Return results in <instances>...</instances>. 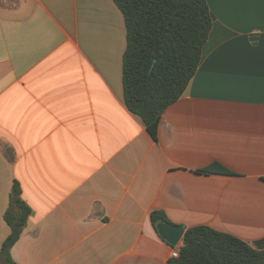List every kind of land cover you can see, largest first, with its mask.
Masks as SVG:
<instances>
[{
    "label": "crops",
    "instance_id": "crops-1",
    "mask_svg": "<svg viewBox=\"0 0 264 264\" xmlns=\"http://www.w3.org/2000/svg\"><path fill=\"white\" fill-rule=\"evenodd\" d=\"M207 2L202 61L155 139L125 103L114 0H0V250L15 181L33 210L17 264H171L182 241L155 210L264 238V0Z\"/></svg>",
    "mask_w": 264,
    "mask_h": 264
},
{
    "label": "trees",
    "instance_id": "trees-1",
    "mask_svg": "<svg viewBox=\"0 0 264 264\" xmlns=\"http://www.w3.org/2000/svg\"><path fill=\"white\" fill-rule=\"evenodd\" d=\"M127 28L124 54V99L157 139L166 108L177 101L201 61L213 24L207 0H114ZM204 172H230L219 163ZM33 210L15 181L5 220L10 233L0 250V264H17L11 254ZM155 227L170 219L162 210L151 213ZM178 257L171 264H264V238L254 243L208 225L186 228Z\"/></svg>",
    "mask_w": 264,
    "mask_h": 264
},
{
    "label": "water",
    "instance_id": "water-1",
    "mask_svg": "<svg viewBox=\"0 0 264 264\" xmlns=\"http://www.w3.org/2000/svg\"><path fill=\"white\" fill-rule=\"evenodd\" d=\"M255 39L258 38L257 35H253ZM160 235L168 241L171 245H178L184 235V227L181 225H176L168 222H162L158 225Z\"/></svg>",
    "mask_w": 264,
    "mask_h": 264
},
{
    "label": "built area",
    "instance_id": "built-area-1",
    "mask_svg": "<svg viewBox=\"0 0 264 264\" xmlns=\"http://www.w3.org/2000/svg\"><path fill=\"white\" fill-rule=\"evenodd\" d=\"M178 255H179V250L177 248H174L172 250L171 256L172 257H178Z\"/></svg>",
    "mask_w": 264,
    "mask_h": 264
}]
</instances>
